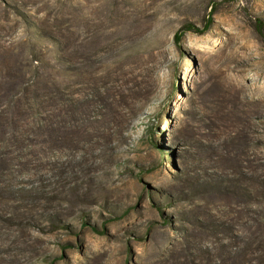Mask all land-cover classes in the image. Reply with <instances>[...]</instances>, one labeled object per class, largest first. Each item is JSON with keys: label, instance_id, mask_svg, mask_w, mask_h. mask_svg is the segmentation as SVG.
I'll list each match as a JSON object with an SVG mask.
<instances>
[{"label": "rangeland", "instance_id": "rangeland-1", "mask_svg": "<svg viewBox=\"0 0 264 264\" xmlns=\"http://www.w3.org/2000/svg\"><path fill=\"white\" fill-rule=\"evenodd\" d=\"M0 264H264V0H0Z\"/></svg>", "mask_w": 264, "mask_h": 264}, {"label": "trees", "instance_id": "trees-1", "mask_svg": "<svg viewBox=\"0 0 264 264\" xmlns=\"http://www.w3.org/2000/svg\"><path fill=\"white\" fill-rule=\"evenodd\" d=\"M211 22H212V20L209 21V26L207 27L206 30H208V28L210 27ZM189 31H193V32H197V33H202V32H204V31H201V30L195 28L193 25L191 26L190 24H188V25H185V26L180 30L179 33H176V35H175V40H176L177 42L180 41L181 33L189 32Z\"/></svg>", "mask_w": 264, "mask_h": 264}]
</instances>
